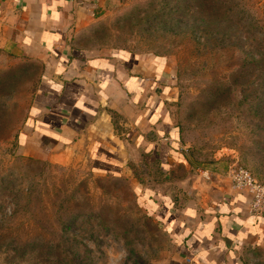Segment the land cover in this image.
Returning a JSON list of instances; mask_svg holds the SVG:
<instances>
[{
  "label": "rangeland",
  "instance_id": "obj_1",
  "mask_svg": "<svg viewBox=\"0 0 264 264\" xmlns=\"http://www.w3.org/2000/svg\"><path fill=\"white\" fill-rule=\"evenodd\" d=\"M86 29L78 43L91 51L165 57L174 70L172 114L191 166L169 173L179 202L181 182L196 175L232 185L229 172L243 168L264 181V60H254L264 53V0H110ZM18 62L0 54V264H169L173 235L137 204L138 186L156 192L152 166L130 162L131 175L110 177L87 156L27 155L20 138L39 67ZM240 258L264 264V243L245 244Z\"/></svg>",
  "mask_w": 264,
  "mask_h": 264
},
{
  "label": "crops",
  "instance_id": "obj_2",
  "mask_svg": "<svg viewBox=\"0 0 264 264\" xmlns=\"http://www.w3.org/2000/svg\"><path fill=\"white\" fill-rule=\"evenodd\" d=\"M109 1L0 0V51L40 66L20 138L27 155L56 163L87 156L96 174L113 177L131 175L130 162L158 163L164 174L180 164L190 169L167 58L78 43ZM194 178L181 182L188 194L181 202L171 181L155 184L156 192L136 188L139 205L173 235L169 264H242L245 244L264 243V216L249 215L250 195L228 180Z\"/></svg>",
  "mask_w": 264,
  "mask_h": 264
},
{
  "label": "built area",
  "instance_id": "obj_3",
  "mask_svg": "<svg viewBox=\"0 0 264 264\" xmlns=\"http://www.w3.org/2000/svg\"><path fill=\"white\" fill-rule=\"evenodd\" d=\"M229 177L234 189L250 195L248 213L256 217L264 216V184L243 168L232 169Z\"/></svg>",
  "mask_w": 264,
  "mask_h": 264
},
{
  "label": "trees",
  "instance_id": "obj_4",
  "mask_svg": "<svg viewBox=\"0 0 264 264\" xmlns=\"http://www.w3.org/2000/svg\"><path fill=\"white\" fill-rule=\"evenodd\" d=\"M122 50H125V49H122ZM128 51V50H127ZM129 52H131V51H129ZM0 54H4V55H6V56H8V54H6L5 52H2V51H0ZM255 61H256V64H260V62L262 61V60H264V53H263V55L261 56V58H259V59H254ZM21 65H23V68L22 69H24V70H27V71H30V69L33 67V66H37V67H39V71H40V66L38 65V64H33V65H29V64H26V63H21ZM38 77H39V73H38ZM34 92V91H33ZM33 94V93H32ZM31 100H32V95H31ZM177 126V129H178V136H179V140L182 142L183 140V129H182V125L181 124H178V125H176ZM31 161H35V160H31ZM36 162V161H35ZM132 166V169H133V172H136V166L135 165H131ZM149 166H152L154 169H155V171H158V173L160 174V176H162V178H160V176L158 177V175H156L157 176V181L156 182H165L166 180L167 181H170L171 180V177H170V175L171 174H164L163 173V171L161 170V168H160V165L158 164V163H145V165H144V167H149ZM152 170V169H151ZM171 173H172V171H171ZM252 174V173H251ZM253 175V174H252ZM254 176V175H253ZM110 177H113V176H110ZM255 177V176H254ZM260 181V180H259ZM262 184H264V181H260ZM137 204H138V206H139V203L137 202ZM147 212H146V216H147V220H150V221H152V222H156V226H157V230H161V229H163L168 235H169V231L163 226V224H162V221L158 218V217H156V215L154 214V213H152V211L151 210H149V209H145ZM155 217V218H154ZM155 220V221H154ZM138 259V258H137Z\"/></svg>",
  "mask_w": 264,
  "mask_h": 264
}]
</instances>
